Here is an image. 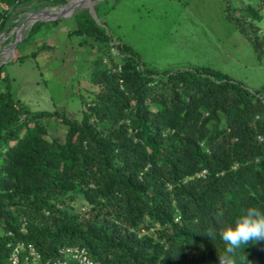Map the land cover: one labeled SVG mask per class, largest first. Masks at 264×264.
I'll return each instance as SVG.
<instances>
[{
  "label": "trees",
  "instance_id": "1",
  "mask_svg": "<svg viewBox=\"0 0 264 264\" xmlns=\"http://www.w3.org/2000/svg\"><path fill=\"white\" fill-rule=\"evenodd\" d=\"M222 1L264 58L254 5L264 0ZM40 3L0 0V35L17 7ZM93 10L97 20L88 9L71 16L70 34L98 49L78 116L30 111L0 65V264L9 242L41 260L75 247L97 264H264V240L229 253L219 239L245 208H264V85L251 90L209 65L155 69ZM61 126L63 136H49Z\"/></svg>",
  "mask_w": 264,
  "mask_h": 264
},
{
  "label": "rangeland",
  "instance_id": "2",
  "mask_svg": "<svg viewBox=\"0 0 264 264\" xmlns=\"http://www.w3.org/2000/svg\"><path fill=\"white\" fill-rule=\"evenodd\" d=\"M228 1L235 6L248 3ZM93 3L107 30L132 46L145 64L155 69L209 65L251 90L264 85V58L258 60L249 42L225 19L222 0H93ZM40 4V7L31 4L17 7L10 16L15 26L0 35V61L5 64L9 88L30 111H63L78 116L82 107L80 98L88 97L93 89L88 73L98 49L92 38L70 34L74 26L71 16L90 5L62 9L61 5H49L45 0ZM254 5L263 14L258 28L264 33V4L257 1ZM40 11L62 17L38 18L42 22L39 28L24 39L32 17ZM23 23L25 28L18 30L21 40L12 49L17 29ZM41 46L45 47L36 55L26 57ZM111 54L117 62L116 50L112 49ZM103 63L110 64L107 58ZM59 129L55 133L50 131L49 136H63V126Z\"/></svg>",
  "mask_w": 264,
  "mask_h": 264
},
{
  "label": "clouds",
  "instance_id": "3",
  "mask_svg": "<svg viewBox=\"0 0 264 264\" xmlns=\"http://www.w3.org/2000/svg\"><path fill=\"white\" fill-rule=\"evenodd\" d=\"M211 240L214 231L204 232ZM219 239L229 253L245 249L250 244L264 240V208L249 206L231 224L219 232ZM220 264H224L220 257Z\"/></svg>",
  "mask_w": 264,
  "mask_h": 264
},
{
  "label": "built area",
  "instance_id": "4",
  "mask_svg": "<svg viewBox=\"0 0 264 264\" xmlns=\"http://www.w3.org/2000/svg\"><path fill=\"white\" fill-rule=\"evenodd\" d=\"M10 249L7 257L8 264H67L76 262L77 264H97L93 262L84 249L63 247L58 252V257L41 260L39 254L31 245H24L21 242H9Z\"/></svg>",
  "mask_w": 264,
  "mask_h": 264
},
{
  "label": "bare ground",
  "instance_id": "5",
  "mask_svg": "<svg viewBox=\"0 0 264 264\" xmlns=\"http://www.w3.org/2000/svg\"><path fill=\"white\" fill-rule=\"evenodd\" d=\"M93 0H70L68 3H66L65 5H61L59 8H62V9H70V8H73L75 6H78V5H81V6H85V5H93ZM57 15V14H56ZM56 15H52V14H45V12H39L38 14H36L34 17H32L31 20H34L35 18H53L55 17ZM25 26L23 28H18L17 29V39H20V34H21V31L18 33V30H22L24 29ZM2 61H0L1 63Z\"/></svg>",
  "mask_w": 264,
  "mask_h": 264
},
{
  "label": "water",
  "instance_id": "6",
  "mask_svg": "<svg viewBox=\"0 0 264 264\" xmlns=\"http://www.w3.org/2000/svg\"><path fill=\"white\" fill-rule=\"evenodd\" d=\"M64 5H65V4H64ZM87 9H88V12L91 14V16H92L95 20H97V17H96V15H95V13H94V10H93V5L88 6ZM38 13H39V12H38ZM38 13H36V14H38ZM61 17H62L61 15H56V16L53 17V18H39V20H54V19L61 18ZM37 20H38L37 18H35L34 20H31V22H30V27H31V26H32ZM24 26H25V23L22 24L21 28H23ZM20 40H21V39H17V38H15L14 41H13V43H12L11 48L13 49V48L17 45V43H18ZM2 64H3V62L0 63V65H2Z\"/></svg>",
  "mask_w": 264,
  "mask_h": 264
}]
</instances>
